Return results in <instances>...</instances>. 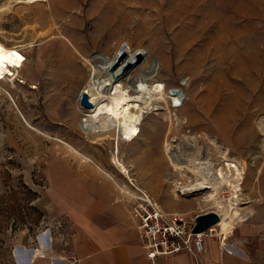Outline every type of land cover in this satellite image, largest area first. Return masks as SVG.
Masks as SVG:
<instances>
[{
  "label": "rangeland",
  "instance_id": "rangeland-1",
  "mask_svg": "<svg viewBox=\"0 0 264 264\" xmlns=\"http://www.w3.org/2000/svg\"><path fill=\"white\" fill-rule=\"evenodd\" d=\"M180 1L71 0L72 8L67 9L62 2L47 7L42 4L37 13L35 3L0 0V42L7 47L17 46L26 58L24 66L13 71L15 76L0 86V264H16L15 259H23L28 251L34 255L46 252L48 243L59 246L71 232L48 198L51 188L46 162L51 153L80 157L81 161L77 154L92 159L97 153L102 162L123 171L125 167L127 172L121 171L125 184L120 185L133 189L134 199L132 183L141 186L124 165L125 157L155 158L163 191L150 194L152 199L166 212L177 208L172 213L181 214L190 223L200 214L218 213V208L205 191L185 195L177 191L176 183L184 186L197 177L183 162L206 161L208 156L214 167L224 160L244 164L245 175L236 202L244 219L236 221L228 234L229 243L243 248L251 264H264V232L253 236L247 230L257 226L264 230V100H258L264 91L258 89L243 96L242 106L233 117L227 116L224 128L210 122L206 108L198 102L215 75L227 72L225 77L232 78L235 56L253 50L248 46L251 40L264 34V0H222L224 14L231 18L230 28L234 32L242 30L243 36L210 50L205 43L208 32L190 19L212 0H195L196 4L179 14L173 7ZM73 19L76 21L71 24ZM50 40L56 44H48ZM60 42L71 53L74 51L69 62L58 52ZM125 45L143 54L133 62L131 76L147 75L155 66L159 72L154 78L166 85L168 93L176 87L182 90L185 100L178 108L171 95H166L171 101L162 104L177 116L167 118L164 109L154 110L146 114L135 140L115 143L112 136L84 134L81 119L89 109L84 110L78 98L91 78L95 62L104 57L114 59ZM259 47L263 49L264 44ZM261 54L264 59V52ZM231 91L222 87V99ZM194 113L197 119L192 118ZM245 126L251 130L246 132ZM169 143L176 151L175 159L184 166L178 172L173 170V158L167 153ZM226 189L223 186L220 196L231 201L233 191ZM214 228L222 233V226ZM226 239L220 242L228 249Z\"/></svg>",
  "mask_w": 264,
  "mask_h": 264
},
{
  "label": "bare ground",
  "instance_id": "bare-ground-1",
  "mask_svg": "<svg viewBox=\"0 0 264 264\" xmlns=\"http://www.w3.org/2000/svg\"><path fill=\"white\" fill-rule=\"evenodd\" d=\"M26 1H28L29 4L35 3V8L41 7L40 5L42 4L46 5L47 7L49 5H55L56 3L61 4V2L62 5H64V7L66 8L68 6H72V2H70L71 0ZM193 3L196 4L195 0H182L180 2H176L173 8H175L176 11H180V14L182 12L181 10H186L187 8H189V6L191 7ZM9 5L11 6V4ZM37 8L35 9V11H37ZM40 9L41 8L38 9L37 13L40 11ZM63 11L65 10L63 9ZM42 12L43 11H41L40 13ZM196 14L198 13L196 12ZM41 16H39V18H41ZM228 19L224 14L222 0H212L204 7L202 12L199 13L197 17H191L190 21L192 20L193 22H195L198 27L199 25H202L203 32H208L205 43L206 48L209 47L210 50V47L220 48L219 46H221L222 43L229 41V39L232 40L231 38H236L235 40H237L242 35V30L234 32V30L230 28V22H228ZM75 21L76 19H73V21H71L70 23L73 24L75 23ZM49 43L52 45L54 41L50 40L48 44ZM260 43L264 44V34L257 35L251 40L248 46L253 47V50H250L244 56L240 55L241 52L240 54H237V56H235L234 60H236L231 69V79L230 77H228L229 79L225 77V73L227 72H221L218 74V71L216 72L218 75L214 74L216 76L214 79H209L211 80V82H209L210 87L207 90V93L203 94L202 98L198 102L202 104V107L206 108L205 111L207 113V117L213 124L224 128L226 124H228L227 116L233 117L232 115H234L238 111L243 96L247 95L249 92H255V90H257L256 92H258V89L260 92L264 91V59L261 54V51L264 52V47H262L263 49H261L259 47ZM18 49L19 48L17 46L7 47L0 42V79L5 77V74L7 73L15 76L12 69H10L11 67L19 70L24 66L26 58H24L23 54H21ZM123 49H125L127 55L126 59H124L122 62L116 63V56L114 59L104 57V59H101L103 61H99L96 59V64L93 62L95 65L91 73L92 75L91 78H89V82H87V85L85 86L90 95V100L93 106L88 110V113L85 114V117L81 119V128L84 134L94 137L105 135L107 136V138L112 136L114 137L115 143H118V141L132 142L133 140H135L140 135V126L146 114L154 110L164 109V116L167 118H170L173 115L177 116L176 113L173 114V112H171L168 107L162 104V102H165L166 104L168 100H170L167 99V96H169V94L171 95L170 98L174 102L175 107L179 108L180 106H183V102L185 100L182 90L176 87L168 93L166 85L162 84V82L157 78H154V76L158 77L159 72L158 69L155 68V66L152 72L147 75L133 77L129 74V72L122 75V70L126 62H134L136 60V52H134L130 48V46L125 45ZM58 52L61 53L62 56L66 58L68 57V62L69 60H71L70 58L72 57V53H74V51L71 53L68 46H66L63 42H60L58 44ZM115 63V71L114 73H111L110 69ZM151 69L152 68H150L149 70ZM117 75H121V77H116ZM184 84L187 83L184 82ZM224 86L231 88L232 91L227 98L222 99L221 91L222 87ZM7 93L10 95L8 91ZM262 97L263 98L259 97L258 100H264V95ZM192 118L197 119L198 115L194 113L192 115ZM244 129L246 132H248L247 130H249L250 128L245 126ZM235 141H238V136L235 138ZM186 142L194 143L196 142V140L186 139ZM172 147L173 144L169 143L167 153L170 158H173L171 161L174 168L177 170L173 168L172 169L175 172H178V170L184 167L183 164L185 163L188 165L187 168H190L193 171V175L197 174L195 181L191 184L183 186L180 183H176L177 191L184 195L188 193L205 191L207 198H209L208 200H210L211 203L216 205V207L218 208L217 212L221 217L220 223L218 225L222 226V235L224 236V238H226L227 235L231 232L233 226H235L236 221L243 218L236 202H238L237 200L239 199L237 193L241 188L240 183L244 179L245 175V165L240 162H226L228 160H224L220 163V166L214 167L212 166L211 161L208 159V156H206V161L186 160L182 164L180 163L179 159H175L177 158V155L175 153L176 151H172ZM179 150H177L178 153ZM116 153L117 151H114L113 153L114 161L116 160ZM124 171L125 173L127 172L125 168ZM223 186L229 189V191H233V199L230 197L232 200L229 201L228 199L229 202L223 200L220 196Z\"/></svg>",
  "mask_w": 264,
  "mask_h": 264
},
{
  "label": "crops",
  "instance_id": "crops-1",
  "mask_svg": "<svg viewBox=\"0 0 264 264\" xmlns=\"http://www.w3.org/2000/svg\"><path fill=\"white\" fill-rule=\"evenodd\" d=\"M77 155L82 157V161L80 157L51 153L46 162V175L51 188L48 198L56 213L69 225L71 232L68 238L62 240L59 246L48 243L44 249L46 252L35 255L25 252L23 259L14 258L16 264L252 263L243 248L229 243L228 235L225 239L230 251L224 248L223 242H220L224 236L214 227L212 232L202 236L204 248L197 257L180 252L159 257L156 261L150 260L140 236V221L135 214L137 201L132 197L134 190L120 185L125 184L121 179L124 171L102 162L97 153L92 159ZM122 156H126L125 153ZM124 162L140 188L149 195L163 191V186H159L160 168L155 158L132 160L126 156ZM169 210L172 213L178 209ZM247 230L252 231L253 236L264 232L260 226Z\"/></svg>",
  "mask_w": 264,
  "mask_h": 264
},
{
  "label": "built area",
  "instance_id": "built-area-1",
  "mask_svg": "<svg viewBox=\"0 0 264 264\" xmlns=\"http://www.w3.org/2000/svg\"><path fill=\"white\" fill-rule=\"evenodd\" d=\"M18 51L22 54L20 49ZM10 69L16 70L12 67ZM11 77L9 73L5 74L0 79V86ZM132 186L135 188L137 201L135 214L140 221V236L148 258L156 261L159 257L180 252L197 257L204 248L202 236L205 233L194 234V221L190 223L181 214L166 212L145 190L133 183ZM213 227L207 232H212Z\"/></svg>",
  "mask_w": 264,
  "mask_h": 264
},
{
  "label": "water",
  "instance_id": "water-1",
  "mask_svg": "<svg viewBox=\"0 0 264 264\" xmlns=\"http://www.w3.org/2000/svg\"><path fill=\"white\" fill-rule=\"evenodd\" d=\"M126 51L125 49L120 50V52L116 55V63L117 62H122L124 59H126ZM143 54L141 52L136 54L137 60L141 59ZM115 64L112 65L110 71L111 73H114L115 71ZM133 66V62L128 61L126 62L123 70H122V75L125 73H128L130 68ZM121 77V75H119ZM118 75L116 77H119ZM80 105L83 109H90L92 108L93 104L90 100V95L87 91L86 88H84L80 94ZM221 217L218 213L214 211H210L204 214L198 215L195 220H194V226L192 229V232L194 234H204L206 233L211 227L218 225L220 223Z\"/></svg>",
  "mask_w": 264,
  "mask_h": 264
}]
</instances>
